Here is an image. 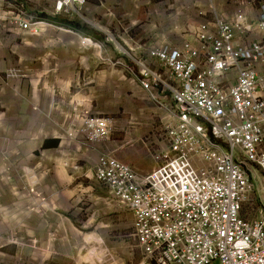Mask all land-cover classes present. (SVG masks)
I'll use <instances>...</instances> for the list:
<instances>
[{
  "label": "built area",
  "instance_id": "2783aa9c",
  "mask_svg": "<svg viewBox=\"0 0 264 264\" xmlns=\"http://www.w3.org/2000/svg\"><path fill=\"white\" fill-rule=\"evenodd\" d=\"M209 1L210 10L197 12L202 22L174 29L187 37L179 44L173 34L139 40L136 57L120 48L132 80L167 115L155 142L157 165L143 173L110 150L95 157L89 172L133 214L140 264H264V0L231 14ZM86 2L0 0V61L6 49L29 44L47 28L61 29L57 19L85 21ZM113 38L107 34V41ZM5 73L10 80L23 72ZM76 120V133L69 127L60 144L79 136L106 140L115 123L96 112ZM30 241L13 235L6 244L32 249L38 239ZM88 243L79 251L90 256L82 264H122L103 243ZM2 256L1 264H10L18 253Z\"/></svg>",
  "mask_w": 264,
  "mask_h": 264
},
{
  "label": "rangeland",
  "instance_id": "374dc122",
  "mask_svg": "<svg viewBox=\"0 0 264 264\" xmlns=\"http://www.w3.org/2000/svg\"><path fill=\"white\" fill-rule=\"evenodd\" d=\"M103 2L105 5L101 9L105 18L106 8L113 12L112 25H109V17L108 23L104 22L101 15L93 17L83 7L81 13L90 21L89 24L79 19H57L56 25L61 29L47 28L29 44L3 52L0 80H8L5 72L10 68L23 72L19 78L10 79L15 82L18 92L19 86L29 80L42 81L43 88H32V92L40 96L45 95L46 90H57L58 80L69 83L67 91L73 95L75 107L66 115L65 125L56 130V138L65 130L70 131L69 127L75 134L76 119L80 114L100 113L113 117L115 123L106 140L90 143L80 136L64 140L65 155H58V158L66 159L62 164L42 159L43 148L37 149L30 159L15 155L10 163L8 160L3 163L0 190L7 195L2 194L0 199L2 205L13 203V194L16 193L17 241L31 244V239H38V242L32 244V249L20 243L7 245L13 235L0 234V264L4 252L18 253L10 264H82L90 256H81L83 254L79 251L82 246L91 245L88 241L103 243V247L120 258L122 264H140L144 258L133 214L117 206L109 189L89 172V168L99 153L110 150L143 173L156 167L154 151L158 146L155 142L162 140L167 115L132 80L126 67L130 61L120 48L124 47L136 57L139 56V40L154 41L159 38L147 37L143 32L144 26L152 23L154 4L163 22L168 23L167 31L178 25L181 15L186 22H202L197 12L210 10V1L190 0L185 4L181 0ZM213 3L219 12L227 14L253 4L251 0H214ZM107 14L110 15L109 11ZM106 32L114 37L112 43L107 41ZM89 38L102 44V50L93 46ZM174 40L180 42L181 37ZM27 69L31 70V74ZM52 105L57 108L56 97ZM21 143L23 147L34 144L25 137L21 138ZM257 186L260 188L261 183ZM51 207L62 216L55 214ZM28 231L30 235L26 234ZM42 231L50 235L46 246H42L40 239ZM42 250L48 251L42 254ZM27 252L32 255H27ZM43 255L46 257L41 260ZM95 255L102 258L105 250L97 249Z\"/></svg>",
  "mask_w": 264,
  "mask_h": 264
},
{
  "label": "crops",
  "instance_id": "0c3cea01",
  "mask_svg": "<svg viewBox=\"0 0 264 264\" xmlns=\"http://www.w3.org/2000/svg\"><path fill=\"white\" fill-rule=\"evenodd\" d=\"M188 1L190 0H181L183 4ZM103 5H105L103 0H87L83 9L89 10L93 17L101 15L102 21H107V23L109 17V25H112L114 18L113 12L106 8L107 18H105L103 9H101ZM108 11L109 16L107 14ZM151 13L153 14L152 23L145 25L143 28L145 36H157L159 37L157 39H161L171 37L174 34L173 39L175 37H181L182 41L187 38L179 30L174 31L175 28L181 29L188 22H186L183 15L180 16L178 25L165 31L168 23L163 22L161 14L155 9V4L152 7ZM85 19V22L89 24L90 21L87 18ZM92 25L97 27L96 24ZM106 34L109 33L106 32ZM174 41L176 44H179L177 42L179 40ZM1 65L2 61H0V69ZM5 81L0 80V83H3L2 85L4 87L0 92V175L3 172V163H7V160L10 163L13 156L21 155L22 157L25 156L30 159L31 155H34L33 153L37 149L42 148L43 142L46 139H58L56 138V130H60L62 124L65 125L66 115L75 107L72 103L74 97L72 94L70 95L69 90L67 91V86L69 85L67 80H58L57 90H46L45 95L41 96L32 92V88H43L41 80L23 82L19 86V92L13 80ZM55 97L57 108L54 109L52 102L55 100ZM22 137L31 140L34 144H26L23 147V143H21ZM63 144L59 143L57 146L43 149L41 158H46L48 159L47 161L57 164L64 163L66 159L58 158L59 154L64 153ZM2 194L6 196L7 192L0 190V196ZM9 196H11L10 193ZM13 198V203H6L4 205L1 204L0 199V234L17 235L15 232V228H18V206L15 202L16 193L13 194ZM51 210L55 214L62 216L54 207H51ZM26 234L30 235V232L28 231ZM40 235L42 246H46L49 243V233L42 231Z\"/></svg>",
  "mask_w": 264,
  "mask_h": 264
},
{
  "label": "trees",
  "instance_id": "16d2710c",
  "mask_svg": "<svg viewBox=\"0 0 264 264\" xmlns=\"http://www.w3.org/2000/svg\"><path fill=\"white\" fill-rule=\"evenodd\" d=\"M64 19L74 20V18H64ZM72 24L73 25H76L74 23H72ZM78 27H80L81 29H83L82 26H78ZM58 144H59V139H46L43 142L42 148L45 149V148H48V147L57 146Z\"/></svg>",
  "mask_w": 264,
  "mask_h": 264
}]
</instances>
